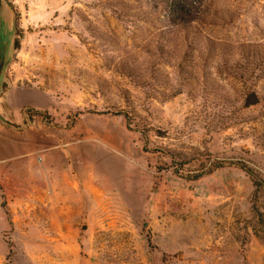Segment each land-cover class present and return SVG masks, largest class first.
<instances>
[{
    "label": "rangeland",
    "instance_id": "374dc122",
    "mask_svg": "<svg viewBox=\"0 0 264 264\" xmlns=\"http://www.w3.org/2000/svg\"><path fill=\"white\" fill-rule=\"evenodd\" d=\"M0 58L88 172L0 167V264H264V0H1Z\"/></svg>",
    "mask_w": 264,
    "mask_h": 264
},
{
    "label": "crops",
    "instance_id": "0c3cea01",
    "mask_svg": "<svg viewBox=\"0 0 264 264\" xmlns=\"http://www.w3.org/2000/svg\"><path fill=\"white\" fill-rule=\"evenodd\" d=\"M13 90L18 91H16L17 97L16 95L13 98L11 96L9 116L18 115L21 121L17 120L16 122L18 124L22 122L24 126L20 128L18 143L14 145L7 143L8 139L5 137V133L0 131V167L3 168L2 171L5 167H13L15 171H18L20 182L23 180L31 183L53 181L54 178H59L55 176H63V179L69 183L83 181V177L88 172H85L83 163L77 164L74 160V152L69 148L60 149V154L54 151L56 149L55 140L61 139L59 134H54V130L42 119L36 118L29 121L24 112L26 106H32L37 110H47L55 105L56 98L48 90L40 87H19ZM70 129V125L63 128V139L67 140L71 136ZM18 153L19 160L11 161ZM55 155L60 157V160H54ZM41 156L43 157L40 161Z\"/></svg>",
    "mask_w": 264,
    "mask_h": 264
},
{
    "label": "trees",
    "instance_id": "16d2710c",
    "mask_svg": "<svg viewBox=\"0 0 264 264\" xmlns=\"http://www.w3.org/2000/svg\"><path fill=\"white\" fill-rule=\"evenodd\" d=\"M179 11V10H178ZM180 11L182 12V9L180 8ZM179 11V12H180ZM19 45H20V40L19 39H16V41H15V47H19ZM253 96H254V99H251V100H249L248 101V104H255V103H257L258 102V100H259V97L257 96V94H255V93H253ZM36 112H38L39 113V111H36ZM27 113H28V116H29V118H32V116L34 115V114H36V113H34V110L31 108V107H28L27 108ZM14 125V124H13ZM14 126H18V125H14ZM220 163H215V167L214 168H218L220 165H219ZM245 170H247V172H251L250 171V169H247V167L245 166V167H243ZM251 174H253L254 175V173H251Z\"/></svg>",
    "mask_w": 264,
    "mask_h": 264
},
{
    "label": "water",
    "instance_id": "95a60500",
    "mask_svg": "<svg viewBox=\"0 0 264 264\" xmlns=\"http://www.w3.org/2000/svg\"><path fill=\"white\" fill-rule=\"evenodd\" d=\"M0 3H1V0H0ZM4 64H5V61L0 58V77L3 72Z\"/></svg>",
    "mask_w": 264,
    "mask_h": 264
}]
</instances>
